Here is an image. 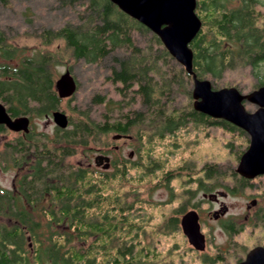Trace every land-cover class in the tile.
<instances>
[{
	"label": "trees",
	"instance_id": "obj_1",
	"mask_svg": "<svg viewBox=\"0 0 264 264\" xmlns=\"http://www.w3.org/2000/svg\"><path fill=\"white\" fill-rule=\"evenodd\" d=\"M9 1L0 0V4ZM256 2L231 6L232 0H196L195 12L202 26L189 47L197 78L217 81L236 66L256 69L264 64V28L257 23ZM56 3L69 13L62 26L39 30L43 44L60 39L76 61L94 65L109 61L104 66L109 71L105 80L118 98L96 93L92 105L104 108L98 118L92 107L73 106L69 126L57 127L52 137L34 128L24 133L0 125V134L15 135L4 141L3 158L18 171L11 189L0 187V264H155L159 255L144 241L138 200L128 202L120 185L127 181L139 187L144 180L157 178L155 185L171 189L178 170L158 174L162 168L156 165L154 146L189 124L218 126L240 136L245 132L191 104L179 106V96L185 94L189 103L193 99L191 75L174 62L157 35L110 0ZM14 51L0 31L4 61L0 63V102L9 115L42 117L57 110L62 99L50 68L52 54L25 56L13 65ZM263 84L264 73L255 86ZM109 133L134 137L139 142L138 160L115 158L112 171L71 162L81 147H107ZM242 153H237V160ZM197 173L190 181L205 193L217 185L235 193L258 184L254 189L264 202V183L246 179L235 169L229 172L217 163H204ZM227 176L234 180L232 187L220 181ZM184 204L158 225L161 233L179 230L178 215ZM197 206L192 204V209L197 211ZM254 215L255 221L264 220V207ZM221 225L230 236L243 229V224L233 220ZM220 254L203 255L202 261L215 264L222 260Z\"/></svg>",
	"mask_w": 264,
	"mask_h": 264
},
{
	"label": "rangeland",
	"instance_id": "obj_2",
	"mask_svg": "<svg viewBox=\"0 0 264 264\" xmlns=\"http://www.w3.org/2000/svg\"><path fill=\"white\" fill-rule=\"evenodd\" d=\"M231 4V6L236 5V3ZM68 13L66 8L57 5L56 0H10L6 5L0 4V31H3L4 36L7 37V43L15 49L11 60L13 65H17L25 56L33 57L40 52H45L52 54L50 68L54 79L60 77L66 69L69 70L75 79L77 90L71 96V101L68 98L62 99L58 110L69 117L73 106L81 110L92 107L94 117L98 118L104 108L103 105L93 106L92 97L97 93L113 99L118 98L114 87L105 80L109 71L104 66H108L109 61H105L104 65L87 64L83 60L76 61L71 57L70 51L64 46L62 40L57 39L50 44H43L38 35L39 30L62 26ZM255 14L256 16L258 14L257 23L264 28V0H258L255 5ZM2 62L4 61L0 56V63ZM174 62L178 63L175 59ZM263 71L264 64L256 69L250 66H236L234 69L224 71L217 81L210 77L205 79L211 82L212 88L233 86L241 93H248L256 89V83L263 78ZM189 87L192 89V80ZM193 102L192 99L189 103L185 94L177 99L178 105L182 107L193 105ZM244 106L250 112L256 109V105L248 101H244ZM29 117L30 128H34L36 132H44L49 137L54 136L57 126L54 124L51 113L47 117ZM112 135L114 133H109L107 137L109 143L107 147L99 149L100 146H94L90 150L79 148L78 152L71 157V162L97 168L95 165L97 153L110 154L109 156L113 159L125 157L130 162L137 161L136 150L139 142L132 136L130 140L112 141ZM14 136L8 133L0 134V187L8 189L14 185L18 171L8 163L6 157L3 158V144ZM114 142L119 149L109 153V145ZM156 143L154 146L156 165L162 168L158 174L163 170H178L174 171L177 175L170 182L171 189L163 185H155L157 178L144 180L139 187L134 186L135 182L127 181L120 185L121 192L126 193L128 202L138 200V215L140 219H143L144 241L159 255L155 264H208L202 261L203 255H212L218 251L223 258L215 264H235L238 258L242 260L245 257L249 249L257 245L264 246V220L253 219L257 209L264 207V202L262 203L257 196L259 192L254 189L258 184L252 188L239 189L235 193H230L224 186L217 185L212 191L206 193L220 191L223 195L209 200L202 197L204 191L199 190L197 183L190 181L192 177L197 176L199 168L204 163H217L229 172L236 169L237 153L240 150L244 151L249 143L247 133L240 136L237 132L232 133L218 126L202 128L189 124L163 141L157 140ZM142 149H145L144 145ZM137 171L139 169L132 170L130 174L133 175ZM220 181L230 187L234 185V180L230 176ZM258 181L264 183V175L253 180L256 183ZM134 189L138 191L135 193ZM253 200L255 204L252 203ZM182 203H185L184 211L180 215L177 214L179 217L191 210L192 204H198L196 210L199 214L201 231L206 237L203 251H195L190 246L180 226L179 230L169 234L161 233L162 229L158 228V225L162 224L161 222ZM228 220L243 224L242 231L230 236L221 225Z\"/></svg>",
	"mask_w": 264,
	"mask_h": 264
},
{
	"label": "water",
	"instance_id": "obj_3",
	"mask_svg": "<svg viewBox=\"0 0 264 264\" xmlns=\"http://www.w3.org/2000/svg\"><path fill=\"white\" fill-rule=\"evenodd\" d=\"M110 1L157 35L171 57L191 75V94L195 110L209 117L225 120L248 134L249 143L239 157L237 173L249 180L264 175V85L248 93H241L233 86L213 89L209 80L196 77L192 70L193 51L189 47L202 26L201 19L195 12L196 0ZM76 88L75 79L69 70L55 83L56 92L61 99L72 96ZM244 101L256 105V109L248 111ZM52 119L59 128L68 127V116L61 110L53 111ZM0 125L13 132L27 133L30 130V118L27 115L12 117L6 106L0 102ZM121 137V134H114L112 139ZM109 162L107 155L95 157V164L102 165L103 169L109 168ZM219 195H223V192L218 191L206 196L213 200ZM252 203L255 204L254 201ZM198 219L197 212L189 211L181 218L180 226L188 242L195 249L203 250L205 239L200 231ZM235 264H264V246L257 245L249 249L245 257Z\"/></svg>",
	"mask_w": 264,
	"mask_h": 264
},
{
	"label": "flooded vegetation",
	"instance_id": "obj_4",
	"mask_svg": "<svg viewBox=\"0 0 264 264\" xmlns=\"http://www.w3.org/2000/svg\"><path fill=\"white\" fill-rule=\"evenodd\" d=\"M247 2V1H251V0H232V2L235 4L236 3V5L235 6H239V4L240 3H243V2ZM256 4H257V2H256ZM255 4V5H256ZM255 8V7H254ZM67 70V69H66ZM65 70V71H66ZM65 71H64V73H65ZM63 73V74H64ZM63 74H61L60 75V77L63 75ZM60 77H58V78H56V79H54V81H55V83L60 79ZM30 124H31V122H30ZM126 136H130V135H127V134H125ZM130 138L131 137H124L123 136V134H122V137L121 138H119V139H116V140H121V139H126V140H130ZM112 141H115L114 139L112 140ZM118 149H119V146L118 145H116L115 144V142L114 143H111L110 145H109V153H110V151H111V153L112 152H114V151H118ZM132 154V153H131ZM98 155H107V154H104V153H97V156ZM110 155V154H109ZM109 155H107V156H109ZM109 158H110V162H109V170H112L113 169V158L112 157H110L109 156ZM125 158V157H124ZM103 164H104V162H103ZM96 165V164H95ZM97 166V168H102V165H96ZM206 195H208V193H203V195H202V197L204 198V199H209ZM191 210H193V209H191ZM190 211V210H189ZM188 212V211H187ZM187 212H185L184 214H186ZM184 214H182L180 217H179V224H180V220H181V218L184 216ZM196 251V250H195ZM199 251H201V250H199Z\"/></svg>",
	"mask_w": 264,
	"mask_h": 264
}]
</instances>
